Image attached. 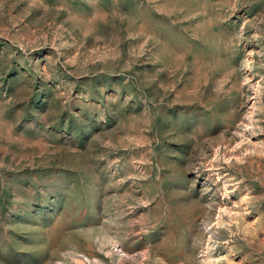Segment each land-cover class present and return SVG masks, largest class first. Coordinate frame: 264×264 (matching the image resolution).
<instances>
[{"label": "rangeland", "instance_id": "rangeland-1", "mask_svg": "<svg viewBox=\"0 0 264 264\" xmlns=\"http://www.w3.org/2000/svg\"><path fill=\"white\" fill-rule=\"evenodd\" d=\"M0 264H264V0H0Z\"/></svg>", "mask_w": 264, "mask_h": 264}]
</instances>
